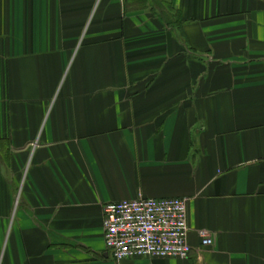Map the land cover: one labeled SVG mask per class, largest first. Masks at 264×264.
I'll return each mask as SVG.
<instances>
[{
  "label": "crops",
  "instance_id": "obj_1",
  "mask_svg": "<svg viewBox=\"0 0 264 264\" xmlns=\"http://www.w3.org/2000/svg\"><path fill=\"white\" fill-rule=\"evenodd\" d=\"M140 196L186 260L112 258ZM0 264H264V0H0Z\"/></svg>",
  "mask_w": 264,
  "mask_h": 264
},
{
  "label": "built area",
  "instance_id": "obj_2",
  "mask_svg": "<svg viewBox=\"0 0 264 264\" xmlns=\"http://www.w3.org/2000/svg\"><path fill=\"white\" fill-rule=\"evenodd\" d=\"M186 198L108 203L102 208L104 244L116 262L136 258L186 260L188 244ZM202 246L211 241L201 236Z\"/></svg>",
  "mask_w": 264,
  "mask_h": 264
},
{
  "label": "rangeland",
  "instance_id": "obj_3",
  "mask_svg": "<svg viewBox=\"0 0 264 264\" xmlns=\"http://www.w3.org/2000/svg\"><path fill=\"white\" fill-rule=\"evenodd\" d=\"M16 202V201H15ZM14 205H15V203H14Z\"/></svg>",
  "mask_w": 264,
  "mask_h": 264
}]
</instances>
